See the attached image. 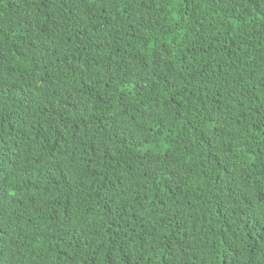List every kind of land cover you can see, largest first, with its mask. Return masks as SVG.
Here are the masks:
<instances>
[{
  "label": "trees",
  "instance_id": "trees-1",
  "mask_svg": "<svg viewBox=\"0 0 264 264\" xmlns=\"http://www.w3.org/2000/svg\"><path fill=\"white\" fill-rule=\"evenodd\" d=\"M0 264H264V0H0Z\"/></svg>",
  "mask_w": 264,
  "mask_h": 264
}]
</instances>
